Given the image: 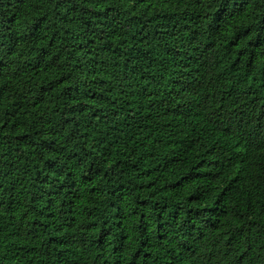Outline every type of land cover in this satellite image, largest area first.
Wrapping results in <instances>:
<instances>
[{
    "label": "trees",
    "instance_id": "trees-1",
    "mask_svg": "<svg viewBox=\"0 0 264 264\" xmlns=\"http://www.w3.org/2000/svg\"><path fill=\"white\" fill-rule=\"evenodd\" d=\"M0 264H264V0H0Z\"/></svg>",
    "mask_w": 264,
    "mask_h": 264
}]
</instances>
